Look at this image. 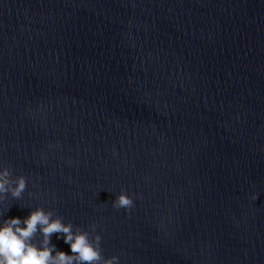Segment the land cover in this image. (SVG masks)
Returning a JSON list of instances; mask_svg holds the SVG:
<instances>
[{
  "label": "water",
  "instance_id": "95a60500",
  "mask_svg": "<svg viewBox=\"0 0 264 264\" xmlns=\"http://www.w3.org/2000/svg\"><path fill=\"white\" fill-rule=\"evenodd\" d=\"M0 162L120 264H264V0H0Z\"/></svg>",
  "mask_w": 264,
  "mask_h": 264
},
{
  "label": "clouds",
  "instance_id": "9594fccd",
  "mask_svg": "<svg viewBox=\"0 0 264 264\" xmlns=\"http://www.w3.org/2000/svg\"><path fill=\"white\" fill-rule=\"evenodd\" d=\"M27 187L23 174L14 175L11 166L0 162V203L5 194L12 198L22 197ZM257 193L251 194L255 200ZM133 197L121 188L114 194L111 206L116 209H131ZM97 225L82 228L71 220L56 214L54 208L37 204L24 216L0 217V264H120L117 255L105 257L101 250V236ZM90 229V230H89ZM62 239L69 247L60 249L51 242L52 234Z\"/></svg>",
  "mask_w": 264,
  "mask_h": 264
}]
</instances>
